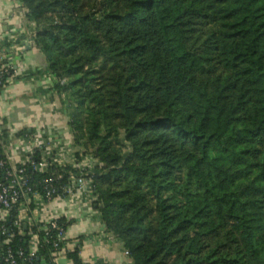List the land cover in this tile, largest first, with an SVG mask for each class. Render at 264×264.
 Wrapping results in <instances>:
<instances>
[{"label": "trees", "instance_id": "trees-1", "mask_svg": "<svg viewBox=\"0 0 264 264\" xmlns=\"http://www.w3.org/2000/svg\"><path fill=\"white\" fill-rule=\"evenodd\" d=\"M18 1L131 263L264 264V0ZM69 173L32 177L61 193ZM15 216L0 257L56 264L55 232L18 234Z\"/></svg>", "mask_w": 264, "mask_h": 264}, {"label": "crops", "instance_id": "crops-1", "mask_svg": "<svg viewBox=\"0 0 264 264\" xmlns=\"http://www.w3.org/2000/svg\"><path fill=\"white\" fill-rule=\"evenodd\" d=\"M22 13L18 0H0V50L7 51V62L16 72L7 86L0 90V137L6 148L8 143H16L22 136L18 135L21 131L37 136L33 124L22 119V114L27 118L38 113L36 117L39 119L46 117V122H42L50 131V135L43 138L54 144L56 151L66 157L75 156L80 150L74 146L67 124L68 117L62 121L58 116L59 109L65 108V105L62 96H58L54 90L45 57L36 47L22 50L26 39L34 31L32 23L25 21ZM17 44H22V47L18 45V48L11 49ZM11 119L12 124H9ZM10 129H14V132ZM22 159L19 151L15 163ZM92 203L93 199L88 196L73 202L56 199L48 204L37 205V221L52 217L64 219L67 224L65 251L54 255L56 264H71L67 252L76 248L84 264H132L121 242L106 231ZM26 230L27 226L24 228Z\"/></svg>", "mask_w": 264, "mask_h": 264}, {"label": "built area", "instance_id": "built-area-1", "mask_svg": "<svg viewBox=\"0 0 264 264\" xmlns=\"http://www.w3.org/2000/svg\"><path fill=\"white\" fill-rule=\"evenodd\" d=\"M18 35V33H15ZM20 35V33H19ZM18 35V36H19ZM22 47V44L14 45L11 49ZM26 47H35L33 34L26 39L22 50ZM7 51L0 50V90L5 88L16 72L7 62ZM5 82V84H4ZM0 222H6L11 211H16L13 226L17 228L18 234H23L24 226L27 229L43 226L45 231L55 232L56 240L53 248L57 250L60 244L63 247L56 252L61 253L67 243L66 229L62 224L57 223V218L49 217L44 221H37L38 206L48 204L56 199L73 202L76 199H84L90 196L94 201V190L89 173L98 165V162L90 156L80 154L75 156H65L56 151L54 144L40 136L28 134L22 135L13 145H6L0 137ZM19 151L23 159L15 163V156ZM52 167H70L75 174L69 173L67 183L62 187L61 193L56 186L59 177H48L41 182L33 180V173L47 174ZM30 226V227H29ZM5 227L0 226V237H5ZM30 233V231H29ZM8 244V240L1 241L0 244ZM38 238L35 234L30 240L29 260L37 252ZM21 256V253H19ZM125 255L129 257L128 252ZM4 264H17L10 249L0 257Z\"/></svg>", "mask_w": 264, "mask_h": 264}, {"label": "rangeland", "instance_id": "rangeland-1", "mask_svg": "<svg viewBox=\"0 0 264 264\" xmlns=\"http://www.w3.org/2000/svg\"><path fill=\"white\" fill-rule=\"evenodd\" d=\"M33 25V24H32ZM34 27V26H33ZM33 34V33H32ZM50 75V74H49ZM51 76V78H52V81H53V87H54V85H55V83H56V80H55V78L52 76V75H50ZM62 98H63V103H64V107L65 108H62V109H59V111H58V116H60L61 117V119H62V121H65L66 120V117H68V109H67V106H66V103H68V98H67V96L65 95H62ZM37 114L38 113H35L34 115H29V116H27V118H26V116L24 117V114H22V119H24L25 118V120L27 119V120H29V122H31L33 125H32V128H33V130H34V132H35V134H37V136H40V137H43V136H49L50 135V131H48V127L45 125V124H43V120L45 121V118L46 117H41L40 119L38 118V117H36L37 116ZM42 116H44V115H42ZM15 117H16V115H15ZM10 122H9V124H12V119L11 120H9ZM46 122V121H45ZM34 124H35V126H34ZM13 125H15V124H13ZM10 131L11 132H14V129H10Z\"/></svg>", "mask_w": 264, "mask_h": 264}, {"label": "water", "instance_id": "water-1", "mask_svg": "<svg viewBox=\"0 0 264 264\" xmlns=\"http://www.w3.org/2000/svg\"><path fill=\"white\" fill-rule=\"evenodd\" d=\"M24 228H25V226H24Z\"/></svg>", "mask_w": 264, "mask_h": 264}]
</instances>
